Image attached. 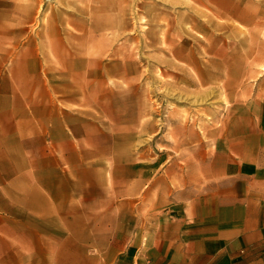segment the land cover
<instances>
[{
    "label": "crops",
    "instance_id": "0c3cea01",
    "mask_svg": "<svg viewBox=\"0 0 264 264\" xmlns=\"http://www.w3.org/2000/svg\"><path fill=\"white\" fill-rule=\"evenodd\" d=\"M19 1L0 0V264H264V79L208 132L116 135L89 61L78 90Z\"/></svg>",
    "mask_w": 264,
    "mask_h": 264
},
{
    "label": "rangeland",
    "instance_id": "374dc122",
    "mask_svg": "<svg viewBox=\"0 0 264 264\" xmlns=\"http://www.w3.org/2000/svg\"><path fill=\"white\" fill-rule=\"evenodd\" d=\"M19 2L36 10L31 36L70 48L78 90L79 61H89L94 106L107 105L113 134L133 122L169 127L170 138L179 122L208 132L264 79V0Z\"/></svg>",
    "mask_w": 264,
    "mask_h": 264
}]
</instances>
